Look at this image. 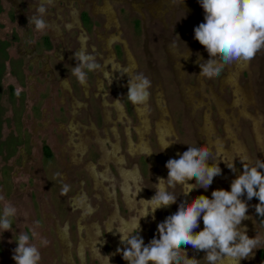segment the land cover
Segmentation results:
<instances>
[{
	"label": "rangeland",
	"instance_id": "obj_1",
	"mask_svg": "<svg viewBox=\"0 0 264 264\" xmlns=\"http://www.w3.org/2000/svg\"><path fill=\"white\" fill-rule=\"evenodd\" d=\"M57 1L53 0L51 5L45 4L47 14L43 18L46 23L55 19L57 12L54 4ZM126 1L129 2L128 7L136 10L137 3L142 0ZM168 1L170 0H166ZM186 1L200 7L199 0ZM173 3L175 10L180 14L174 20L167 18L166 26H161L162 31L159 36L153 38L152 45H147L149 47L145 46L147 38L145 39L140 31L136 34L130 28H126L124 21L119 22V31L115 33V42L118 44L114 46L117 47L115 52L118 58H113L120 62L124 61L123 52L124 44H126L125 49L133 52L137 65L132 69V75L143 73L151 81L149 89V118L152 128L150 146L156 162L163 166L166 165L168 158L166 152L156 142L155 121L158 118V110L152 93L153 86L159 80L153 77V69H156L160 82L163 84L168 111L177 135L174 140L175 145L182 150V153L187 150L186 147L202 146L200 143L202 137L197 134V126L203 123L202 118L206 105L210 107V116L217 136L220 137L223 136L224 119L213 101L205 105L206 101L203 100L204 103L198 107L195 115L189 114V107L184 103L179 92V82L173 74L174 65L166 55V46L169 42L179 44L178 46H182L183 50H190L194 57L200 58L197 65H187L185 82L194 85L197 79L198 81L201 79L204 84L203 89L206 92L212 89L215 96L226 105L224 109L226 115L231 113L229 104L232 97L229 85L224 87L222 93L219 92L220 80L223 75H227L226 66L219 77L207 79L199 76V64L209 57L205 49L194 39V28L204 21L193 23L192 13L188 10L184 13V9H180L181 0H173ZM39 4L36 0H0V196L3 197V200H0V214L6 202L17 208V214L12 218L11 231L3 234L0 231V264H14L12 255L17 247L15 241L19 233L30 235L32 242L40 249V264H101L99 259L92 256L89 249L84 248L82 252H78L79 239L85 238L84 231L79 232L80 228L95 230L98 227L104 239L103 251L109 256L112 252V245L105 223L108 222L109 217L114 215H118L119 220L138 219L141 202L136 200L132 207L126 205L123 200L119 173L113 163L109 164L108 170L105 168L107 166L104 167L105 164L100 159V148L96 144L95 136L91 134L92 131L97 134L98 130V132L101 131L100 135H103L102 129L105 123L100 104L103 96L108 103H115L114 94H111L104 80V90L101 92L97 87L100 81H97L96 75L91 72L88 73L86 85L81 86L77 82L76 77L71 74L72 67H74L72 58L74 53L72 52L77 47L76 36L82 33H78L79 30L75 29L67 34L61 24L58 30L56 27L51 29L47 27L44 31L36 30L28 23V19L39 15L35 10ZM75 4L72 1L73 9L77 7ZM64 7H61L63 10L60 16L67 22L69 15ZM202 12L204 15L203 9ZM74 13L77 14V12ZM94 21L95 19L88 20L84 24L90 34ZM113 27L116 30V27ZM48 37H52V45L47 53L50 57L53 55L54 59H49V63L42 66L41 60L38 63L37 57L41 53H46L43 41ZM64 40L66 45L68 40H72L73 47L69 48L65 44L64 46ZM91 45H95L93 40L86 42V52ZM157 45L158 49H156ZM96 51L100 52V48L97 47ZM67 59L68 64L61 66L62 61H67ZM106 70L111 71L108 66ZM101 72L99 71V78ZM50 73H53L52 79ZM115 78L118 80L121 93L119 100L124 106L126 115L122 122H117L124 167L130 170L136 163L142 180L139 183L149 192L154 189V184L157 182L155 175L157 170L150 165L148 154L143 152L132 156L125 150L126 139L123 124L126 123V117L132 121V124H137L135 110L125 97L128 91L127 81L130 78L123 79L117 76ZM238 85L247 91L249 100L246 104L247 115L236 118L238 127L236 133L246 149V162L254 165L257 159L264 162V134L260 135L255 131L258 147L252 135L253 118L258 121L260 128L264 129V49L259 51L248 62V67L240 73ZM194 95L195 98H200L198 91H195ZM112 117H116L115 110H112ZM107 132L114 141L109 129ZM130 132L132 139L136 140V134L132 128ZM80 138L85 140V146L80 150H73ZM229 143L230 141L226 139L224 147H228ZM43 146L49 147L51 159L45 158L42 152ZM207 148L211 150L213 156L216 155L214 148L211 149L209 146ZM233 149L235 150V147ZM240 158L237 155L233 157L236 172L233 171L232 180L243 171ZM218 161L220 162V175L223 176L226 168L220 158L213 162ZM90 171H94L98 177L97 185L94 180L92 181ZM167 175L166 169L162 176L163 179H166ZM220 175L213 178L207 191L200 188L193 189L189 193L191 200L199 195L211 198L214 181L217 190L230 191L225 177L220 178ZM65 184L70 190L62 195L61 191ZM192 184H195V178ZM195 186L199 187L198 184ZM168 190L177 196L176 203L171 205L175 212L177 206L183 201L182 186L177 185L174 189L169 187ZM77 194L85 197L88 209L84 212L71 204ZM241 199L249 206L246 215L250 219L244 223L247 236L254 238L258 234L264 237V222H262L264 217H259L254 208L259 201L256 198L248 201L246 196ZM115 210L116 214H114ZM163 215L165 212L163 208H160L140 220L138 234L144 242L149 243L154 235L157 239L159 238L155 231V222ZM118 223L113 222L115 226ZM199 224L195 232L203 229L202 220ZM32 225H35V228ZM135 226L133 225V233ZM242 226L244 227L243 223ZM57 227L66 228L68 245L64 239L60 241L57 237ZM181 247L187 251L188 258L195 257L200 260V264H207L203 258L204 252H195L191 246L182 245ZM65 248L68 249V256L64 255ZM226 261L227 264H235L230 259L226 258ZM115 263L127 264L120 255L116 257ZM240 264H264V245L255 250L254 255L249 259L240 261Z\"/></svg>",
	"mask_w": 264,
	"mask_h": 264
},
{
	"label": "clouds",
	"instance_id": "obj_2",
	"mask_svg": "<svg viewBox=\"0 0 264 264\" xmlns=\"http://www.w3.org/2000/svg\"><path fill=\"white\" fill-rule=\"evenodd\" d=\"M52 2L41 0L35 9L39 15L28 19V23L36 30L47 29L48 25L43 18L47 14L45 4ZM199 4L204 11V22L194 28V39L209 57L199 64L200 77H219L226 65L246 64L264 49V0H199ZM73 55L77 64L72 67L71 74L84 86L87 84L88 73L100 70L102 65L97 63L94 55L85 52ZM128 75L127 101L133 106L146 105L150 98V79L143 73ZM115 101L119 103V99ZM186 149L178 159L167 161V178L158 179L154 188L155 195L150 200L139 201L143 202L144 207L139 218H134L135 232L125 234L116 229L120 243L124 245L123 249H116V254L122 255L127 264H200V260L195 257L188 258L182 245L191 246L195 252H204L203 258L207 264H223L226 258L240 264V261L249 259L255 250L264 245V237L257 234L249 238L247 229L242 226V221L250 219L246 215L249 206L241 199L243 196L248 201L256 198L259 203L254 206L255 213L264 217V171H260L264 170V162L257 159L254 165L249 164L246 162L247 157L240 159L243 171L232 180L230 191L213 190L211 198L199 195L191 203L182 201L174 213L157 225L159 238L154 235L147 245L144 244L138 234L140 220L160 208L176 203L177 196L168 190L169 187L174 189L177 185L183 186L187 189L183 194L185 196L197 188L207 191L213 178L221 174L220 162H213L217 157L212 155L207 146L198 145ZM227 167L236 172L233 162ZM193 178L195 184H188L187 181ZM142 189L137 186L134 197ZM69 190L65 184L61 194H67ZM0 200H3L2 196ZM16 214L17 208L6 202L0 214L2 234L11 231L12 218ZM200 220L204 227L195 232ZM15 243L17 247L12 255L14 264H40L41 251L32 242L30 235L19 233ZM102 258L109 264L110 256Z\"/></svg>",
	"mask_w": 264,
	"mask_h": 264
},
{
	"label": "flooded vegetation",
	"instance_id": "obj_3",
	"mask_svg": "<svg viewBox=\"0 0 264 264\" xmlns=\"http://www.w3.org/2000/svg\"><path fill=\"white\" fill-rule=\"evenodd\" d=\"M36 1H39V3H41V0H36ZM72 1L73 3H76L75 4L77 6L76 9H73L71 7ZM161 1H163L164 5ZM128 4L129 2H127L126 0H70V2L69 0H59L54 4V9L57 12L55 15V19H52L49 21V23H47L49 29L56 27L58 30L59 24H61L67 34L71 30L74 31L75 29L79 30L78 33L79 32L82 33L80 36L79 35L76 36V40L78 41V44L76 41L77 47L75 51L72 53L85 52L87 54H91L96 57L97 63L101 64L102 68L98 71L91 72V74H95L97 81L98 80L100 81V84L98 83L97 87L99 90H101V92L104 90L103 80L108 84V88L111 94L112 95L114 94L115 100H118L121 94L119 89V83L118 80H116L115 76L123 77V79H126L127 77L130 78L128 74L132 75V69L136 68L137 66L136 60L133 56V52H130L125 49V46H127L126 44H124V52L122 51L124 53V61L120 62L118 59L113 60V58H118L115 52L116 51L115 48L117 47L114 46L115 44H118L117 42H115L116 39L115 33L116 31L117 32L119 31V27H120L119 22L124 21L126 28L127 29L130 28L131 31L136 32V34L137 32L140 31L145 37V39L147 38L145 40L146 43L144 42L145 46H147V45H152L153 38L156 37L157 35L159 36L160 32L162 31L161 26L163 27L166 26L167 18H169L170 20H174L180 14L175 10V8L173 9L171 7L172 0L168 2H166V0H142L139 3H137L136 10L128 7ZM66 5L69 6L67 7ZM63 6H65L64 8H66V11L69 15L68 16L69 20H67V22H65L62 19V16H60L61 11L63 10L61 7ZM179 7L180 9H184V13H186L185 10L192 12L193 23H200L204 21L202 8L199 7L198 5L195 4L194 6L192 4H189L186 0H181V5H179ZM74 12H77V14ZM94 19H95L94 24L91 27L92 33L90 34L87 31V29H85L84 24L88 20L93 21ZM113 26L116 27V30L114 29ZM85 38H87V40H85ZM90 40H93L95 47L91 45V48H89L86 52L87 47H85V44L87 41ZM51 42H52V37L45 38L43 41V43L45 44L46 53H41L37 57L38 63L41 60L42 66L48 64L49 59L52 58L54 59L53 55H51L52 57H50L49 54L47 53L49 52L50 47L52 45ZM64 44L66 45L65 40L63 45ZM158 45L156 46V49L159 48ZM178 45H176L174 42H169V44L166 46L167 54L166 53L164 54L167 55L168 59L171 60L174 65L173 74L179 82V92L184 100V103L186 104L187 107H189V112H190L189 114L191 116H194L195 111L198 109L199 106L202 105V103H204L203 100H205L206 101L205 105L213 101L220 115L224 118L223 136L220 137L217 136L215 125L211 119L210 107L206 105L202 118L203 123L202 125L197 126L198 129L197 134L198 136L202 137V139H200L201 140L200 143L202 144V146L205 145V146H209L211 149L214 148L216 153V155L214 156L220 158L224 162L223 164L224 167L226 168L225 173L223 174V176L220 175L219 177L220 178L225 177V181L228 184L230 190V184L232 182L234 173L231 169L227 167V165L231 166V163L233 162V157L235 155L241 157L242 159L247 155L246 149L238 139L240 137L236 133L238 128L236 123L237 122L236 118L238 119L239 116L247 115L246 104L248 103L249 99H248L247 91L245 89H241V87L238 85V78L240 73L243 71V69L248 67V63L246 64L233 63L232 65H226L227 75H223V77L220 80V87H219L220 93H222L226 85H229L231 87L232 97L229 104L231 113L230 115H226L224 112L226 105L215 96V92L212 89H210L208 92H206L203 89L204 84L201 79L199 81L197 79L194 85L184 81V78L186 77L187 74L186 73L187 65H191V64L197 65L198 59L197 57H194L192 55V52L190 50H183L182 46H178ZM66 46L72 48L73 47L72 40H68ZM97 47L100 48V52L96 51ZM188 52L190 53V55H188ZM72 58L75 67L77 62L74 60V55L72 56ZM62 63L63 65L61 66L64 67V65L68 64V59L67 61H62ZM58 65L60 64L58 63ZM106 66L110 67L111 71H107ZM99 71H102L100 78L98 77ZM125 72H127L128 74H125ZM152 75L154 78L157 77V79L159 80V82L155 83V85L153 86V93H152L153 99L155 101L158 110V118L155 121L156 142L158 146L166 152L168 160L178 159L179 155L182 154V150H180L175 145L174 140L177 138L176 137L177 135L174 129V125L172 123V119L170 117V113L168 111L163 84L162 82H160L161 80L159 79V74L156 71V69L152 70ZM50 78L51 79L53 78V73L52 74L50 73ZM195 91L199 92L200 98H195L194 95ZM100 105L102 107L103 110L102 113L104 116L105 127L104 129H102V131L104 132L103 135H100L101 131L98 132L97 130V134L94 131H92L91 134L95 136L96 144L100 148V155H101L100 159L104 162L105 164L104 167L107 166L105 168L108 170L110 163H113L115 165L119 173L118 175L121 181L120 185L123 189L122 190L123 200L127 206L132 207L133 205H135L134 203L136 202V200L138 201L142 199L150 200L155 195V190L152 189L151 191L148 192L143 187V185H140L139 181L142 182V180L136 163L133 165V168L130 170L124 167L125 163L122 157L120 138L117 131V122L118 121L122 122L123 118L126 116L123 104L121 103L120 100L119 103L115 101V103L110 104L105 100L103 96ZM133 108L135 110V114L137 117V124L136 125L132 124V121H130V119L126 117V123L125 125L123 124L125 129L124 133L126 139L125 150L129 155L132 156L141 154L143 152L148 154V160L150 162V165L157 170L155 175L158 181V179H163L162 176L164 171L166 170V167L158 164L155 160L154 155H152L151 153L152 149L150 146V131L152 128L149 118V100L146 105L133 106ZM111 109L115 110L116 112L115 118L112 117ZM141 110L144 112V116L140 114ZM161 122L165 123V125L161 129V132L164 134L163 138L160 137V133H159ZM131 128L134 130L136 134V140H133L131 137V132H130ZM108 129L110 130L114 138V141H112V139L108 136V132H107ZM255 131L260 135L264 134V129L263 128L261 129L258 121L255 120V118H253L252 135L254 137L255 144L258 147L255 139ZM67 132L69 131L67 130ZM226 139L230 141L228 147H224ZM84 142L85 140L80 138L79 143L73 147V150L75 149L80 150L81 147L85 146ZM44 147L47 146H43V148ZM166 147L168 148L170 147L169 148L170 151ZM234 147L235 150L233 149ZM260 147H262V145ZM43 148H42V152H43ZM47 148L49 149V147ZM171 154H173V156H170ZM51 157L49 159H51ZM46 159L49 160L48 158ZM94 173H95L94 171H90L92 181L94 180L95 185H97L98 177ZM187 183L192 184L193 179L188 180ZM155 184H154V188H155ZM131 186H133L132 189ZM137 186L143 189L137 194L136 197H134V193L137 189ZM213 187L214 190H217L215 181ZM185 191H187V189L182 186L183 201L187 203H191L192 200L190 194L188 193L186 195L187 198L185 197V195H183ZM84 199L85 197H83L80 194H77V196L73 198L71 204L73 207H79L81 212H84V210L88 209ZM143 207H144L143 202H141L140 213ZM163 212H165V215H163L161 219L155 222V231L159 223L163 222L167 216L174 213L171 205L168 207H163ZM114 214H116V210ZM118 220H119L118 215H114L112 217H109L108 222L105 223L108 238L112 245V252L109 255L111 262L109 261V264H116L115 259L117 256H119V254H116L115 250L117 248L124 247V245L120 243V235L117 232V230L126 234L128 232H132L133 225H135L134 219L131 221H125L120 219L119 223ZM245 221L247 220L242 221L244 227H246V225L244 224ZM113 222L118 223V225L115 226ZM32 226L35 228V225ZM202 226H203V222H202ZM79 227H81L80 224ZM79 232L85 233V238L79 239L78 252H82L84 248H87L90 250L93 257H96L97 259H99V261H101V264H106V261L102 258L104 256H107L103 251L104 239L98 227H96L95 230H90L87 228L83 229L81 227ZM57 237L59 238L60 241L64 239V242L67 243L68 245L67 230L65 227H57ZM144 244L147 245L148 243L145 241ZM68 253H69L68 249L65 248L64 255L68 256ZM120 256L122 258V255ZM223 264H227L226 259L224 260Z\"/></svg>",
	"mask_w": 264,
	"mask_h": 264
},
{
	"label": "bare ground",
	"instance_id": "obj_4",
	"mask_svg": "<svg viewBox=\"0 0 264 264\" xmlns=\"http://www.w3.org/2000/svg\"><path fill=\"white\" fill-rule=\"evenodd\" d=\"M176 53H177V52H176ZM181 56H182V55H181ZM178 67H180V66H178ZM182 67H183V66H182ZM242 69H243V68H242ZM182 71H183V70H182ZM184 71H185V70H184ZM179 72H180V71H179ZM180 76H181V75H180ZM177 78H178V77H177ZM243 92H244V91H243ZM238 93H239V92H238ZM140 114H141L142 116H144V112H143L142 110L140 111ZM164 125H165L164 122H161V123H160V132H159V133H160V137H161V138H163V135H164V134L161 132V129H162V127H163ZM167 148H168V147H167ZM169 148H170V147H169ZM169 148H168V149H169ZM169 151H170V149H169ZM169 151H168V152H169ZM174 151H175V150H174ZM172 152H173V151H172ZM168 154H169V153H168ZM173 154H174V153H173ZM173 154H171L170 156H173ZM187 182H188V181H187ZM185 197H186V196H185ZM186 198H187V197H186ZM186 200H187V199H186ZM187 201H188V200H187ZM123 248H124V247H122L121 249H123ZM115 253H116V250H115ZM109 261L111 262V260H109Z\"/></svg>",
	"mask_w": 264,
	"mask_h": 264
},
{
	"label": "trees",
	"instance_id": "obj_5",
	"mask_svg": "<svg viewBox=\"0 0 264 264\" xmlns=\"http://www.w3.org/2000/svg\"><path fill=\"white\" fill-rule=\"evenodd\" d=\"M43 152H44V156L46 157V158H50L51 157V153H50V150L47 148V147H44L43 148Z\"/></svg>",
	"mask_w": 264,
	"mask_h": 264
},
{
	"label": "crops",
	"instance_id": "obj_6",
	"mask_svg": "<svg viewBox=\"0 0 264 264\" xmlns=\"http://www.w3.org/2000/svg\"><path fill=\"white\" fill-rule=\"evenodd\" d=\"M162 3H163V1H161ZM163 5H164V3H163ZM175 5H176V3H175ZM171 7L172 8H174V3H173V0H172V4H171ZM192 13V12H191ZM197 24V23H196ZM172 42V41H171Z\"/></svg>",
	"mask_w": 264,
	"mask_h": 264
}]
</instances>
